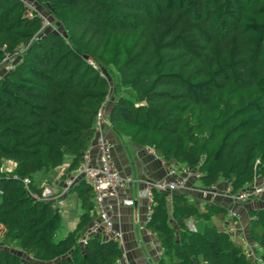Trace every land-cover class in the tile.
<instances>
[{"label":"trees","instance_id":"trees-1","mask_svg":"<svg viewBox=\"0 0 264 264\" xmlns=\"http://www.w3.org/2000/svg\"><path fill=\"white\" fill-rule=\"evenodd\" d=\"M33 1L61 29L42 30L39 13L0 0V67L24 50L0 78V264H125L101 235L79 244L96 218L84 180L68 193L81 214L61 240V212L42 200L45 175L66 166L65 181L79 169L104 106L117 137L197 172L202 188L237 195L264 181V0ZM228 213L153 191L145 229L158 264H264L263 209L248 213L254 261L215 225L187 226Z\"/></svg>","mask_w":264,"mask_h":264},{"label":"built area","instance_id":"built-area-1","mask_svg":"<svg viewBox=\"0 0 264 264\" xmlns=\"http://www.w3.org/2000/svg\"><path fill=\"white\" fill-rule=\"evenodd\" d=\"M25 8L26 12L30 16L32 12L39 13L42 19V30L53 29L57 30L52 24V21L45 15H42L39 6L33 0H20ZM24 53V50L18 51L12 56H7L4 60L2 66L6 68L7 72L15 69L18 57ZM105 106L99 111L96 122L97 136L95 139V145L97 148V156L94 158L91 155V150H89L84 157L82 164L79 169L71 176H69L64 182L61 189L57 187L47 186L43 188L42 200L54 202L56 200H62L61 197L69 193V191L80 181L84 180L93 189V201L96 213V218L92 223L86 228L82 234L79 244L81 246H86L88 240L94 235H101L105 240H112L117 242L123 250V260L125 264H129L126 260V246H125V233L121 226L116 223L115 212L120 207H134L139 200H146L148 203L147 214L145 216V225L150 219L153 204V191L158 193H163L167 196L168 201L173 195L178 193L187 192L185 182L181 180H174L171 182H158L150 183L146 188L139 190L136 193V198L126 199L124 194L130 192L134 189L136 185V180L132 177H124L114 165L112 145L107 138L105 127L110 129L109 122L105 116ZM105 132V133H104ZM151 153H154L148 148ZM4 172H10L9 167L3 168ZM169 176L178 174L174 169L169 170ZM198 174L196 173V179H198ZM63 182V183H64ZM29 180H25L24 184L26 187L29 186ZM259 183V184H258ZM217 186H211L209 188H202L198 192V196L201 202L212 203L216 201L221 194L219 193ZM58 193H54L53 191ZM226 197H228L235 204H244L250 201L254 202L264 197V181L256 182L252 186L246 187L240 191L237 195H232L230 190L226 192ZM35 197V196H34ZM38 199V197H35ZM227 217L230 219L226 232L231 235L233 239L240 238V246L243 249L244 254L252 259L256 260L255 251L258 246L248 240L244 235H241V230L239 229L238 221H240L239 216L229 210ZM145 225L141 226L143 229ZM188 228L190 231L196 232L197 229L193 222L188 223ZM238 234V235H237ZM154 248L159 250L158 256L162 254V249L158 243L154 244Z\"/></svg>","mask_w":264,"mask_h":264},{"label":"crops","instance_id":"crops-1","mask_svg":"<svg viewBox=\"0 0 264 264\" xmlns=\"http://www.w3.org/2000/svg\"><path fill=\"white\" fill-rule=\"evenodd\" d=\"M6 74L4 66L0 67V78ZM111 130V129H110ZM107 138L114 143V162L117 169L125 176H133L137 183L134 186V189H131L130 192L124 194L126 199L136 198V193L142 188V186L147 182H155L162 180L166 176L165 169L160 166V164L151 159V157L145 154V150L133 145L128 140H120L111 130L107 133ZM91 155L95 158L97 156V148L95 143L91 148ZM6 167L10 169L13 167L11 163H7ZM66 170V166L57 169L56 171L45 175L42 180L41 187L46 184H54L55 187L61 189L62 187V174ZM49 184V185H50ZM197 188L201 187L197 182L195 185ZM223 189L219 193L224 194L226 185L222 184ZM74 194V193H72ZM183 194L188 195L196 205L203 209V202H201L198 193L196 192H185ZM71 194L67 195V200H69ZM76 195V194H75ZM65 198V197H64ZM77 203L78 198L76 196ZM203 203V204H202ZM214 204L222 206L226 209L235 212L240 221H238L239 229L241 230V235H244L249 239V211L256 209L264 210V198L258 201L250 202L247 204H234L228 197L221 195ZM148 203L146 200H139L134 207H120L115 212V220L118 223L124 233H126L128 245L126 247V254L130 261V264H158L159 256L152 250L154 244L157 243L156 238L148 232L145 227V216L147 214ZM230 219L228 217H215L211 222L204 223L202 221L189 220L193 222L198 232H202L207 225H215L220 231L226 232ZM139 224V225H138ZM238 235V234H237ZM235 243L240 245V238L234 239ZM137 243H141L143 246L142 249L146 250L147 253L143 250H139L136 247ZM129 248V249H127ZM205 264V263H203Z\"/></svg>","mask_w":264,"mask_h":264},{"label":"rangeland","instance_id":"rangeland-1","mask_svg":"<svg viewBox=\"0 0 264 264\" xmlns=\"http://www.w3.org/2000/svg\"><path fill=\"white\" fill-rule=\"evenodd\" d=\"M51 21H52V18L51 17H48ZM52 24H53V26L55 27V28H58V30H59V28L61 29V26L60 27H57V24H55V21H54V19H53V21H52ZM109 81L110 82H112V80L109 78ZM119 92L120 93H123L124 95L126 94V93H130V90L129 89H127V90H123V89H121V90H119ZM104 130H106V136H107V133L108 132H110L111 130L109 129V128H107V127H105L104 128ZM105 133V132H104ZM119 138V137H118ZM120 140H122L121 138H119ZM122 141H124V139L122 140ZM109 142H110V144L112 145V152H113V154H114V143L111 141V140H109ZM145 150V154H147V155H149L150 157H151V159H153V160H155V161H157L159 164H160V166L162 167V168H164L165 169V172H166V176H165V178L164 179H162V180H158V181H155L154 183H158V182H171V181H174V180H181L182 182H185V186H186V189H187V191L190 193V192H196V193H198L201 189H202V187H196L195 185H196V183H197V180H196V173L197 172H184V171H182V170H177V169H175V168H173V167H168V166H166V164L164 163V162H162L160 159H158L157 157H156V155H155V153H151L149 150H148V148H145L144 149ZM113 159H114V156H113ZM114 161V160H113ZM114 165H115V162H114ZM116 166V165H115ZM117 168V167H116ZM171 169H174V170H176L177 172H178V174H176V175H173V176H169V174H170V172H168L169 170H171ZM119 171V170H118ZM120 172V171H119ZM121 173V172H120ZM169 173V174H168ZM124 177H132L134 180H136L133 176H130V175H128V176H125V175H123ZM64 182V181H63ZM136 183H137V181H136ZM150 183H152V182H147V183H145L143 186H142V188L141 189H144V188H146V186H148V185H150ZM63 184H65V182L64 183H62V186H63ZM259 184V183H258ZM49 187V186H51V185H49V184H44L43 186H42V188H46V187ZM55 188V187H54ZM217 189H218V191H221V189H223L224 187H216ZM140 189V190H141ZM57 191H60L59 189H57ZM56 191V189H55V191H53L54 193H58ZM136 195V194H135ZM221 195H226V193H224V194H222L221 193ZM67 197V196H66ZM64 198V196H62L61 197V199L62 200H56V201H54V204H55V206L56 207H58L59 208V210H60V212H61V215H62V223H61V227H60V229L58 230V232H57V234H56V241H58V240H61V239H63V238H65L66 237V235H67V233H69V232H71V231H73L75 228H76V226H77V224H78V221H79V218H80V214H81V210H80V208H79V205H78V203H77V199H76V195L75 194H71L70 195V198H69V200H67V198ZM262 198H264V197H262ZM262 198H260L259 200H261ZM258 201V200H257ZM250 202H252V201H250ZM250 202H248V203H250ZM203 204V203H202ZM235 204V203H234ZM244 204H247V203H244ZM190 223V222H189ZM139 225V224H138ZM125 235V246L127 247V245H128V240H127V236H126V233L124 234ZM247 238V237H246ZM248 239V238H247ZM248 240H250V239H248ZM0 241H1V239H0ZM0 244H1V242H0ZM141 244V243H140ZM139 243H137L136 244V247L137 248H139V250H143V251H145V253H147V251L146 250H144V249H142L143 248V246H141ZM127 249H129V248H127ZM152 250L158 255V253H159V250L158 249H156V248H152ZM126 261L127 262H129V264H130V261H129V259H128V257H127V254H126ZM201 264H203V263H201Z\"/></svg>","mask_w":264,"mask_h":264}]
</instances>
